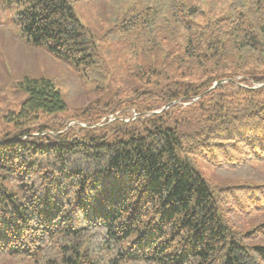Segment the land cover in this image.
<instances>
[{
	"label": "trees",
	"instance_id": "trees-1",
	"mask_svg": "<svg viewBox=\"0 0 264 264\" xmlns=\"http://www.w3.org/2000/svg\"><path fill=\"white\" fill-rule=\"evenodd\" d=\"M8 22L86 98L0 84V258L264 264V0H0Z\"/></svg>",
	"mask_w": 264,
	"mask_h": 264
},
{
	"label": "rangeland",
	"instance_id": "rangeland-1",
	"mask_svg": "<svg viewBox=\"0 0 264 264\" xmlns=\"http://www.w3.org/2000/svg\"><path fill=\"white\" fill-rule=\"evenodd\" d=\"M111 3L106 6L107 15L101 17L99 9L91 3H77L75 10L83 22H85L91 30L98 36L102 35L111 25V14L109 7ZM10 31V32H9ZM106 48V46H103ZM114 57V53H109ZM119 58L115 59L116 63L121 66L123 60L121 54L118 53ZM81 72L71 64L62 60L54 59L46 52H43L38 47L29 45L24 38L18 35L16 27L8 22L7 27H0V84L8 86L6 93L9 94L11 100H16L17 95H12V84L19 81L24 76L30 78L45 77L50 79L54 85L60 90L64 101L73 107L80 103L86 96L77 94V87L81 80ZM121 84L126 85L125 82ZM117 85V84H116ZM1 86V85H0ZM10 88V89H9ZM84 90H87V85L84 84ZM134 114V113H133ZM103 119V118H102ZM72 123V122H70ZM198 169L205 178L213 183H223L227 179L218 177L209 164L202 160H198ZM249 220L244 221L243 227L246 228ZM0 264H24L14 261H8L0 258Z\"/></svg>",
	"mask_w": 264,
	"mask_h": 264
},
{
	"label": "water",
	"instance_id": "water-1",
	"mask_svg": "<svg viewBox=\"0 0 264 264\" xmlns=\"http://www.w3.org/2000/svg\"><path fill=\"white\" fill-rule=\"evenodd\" d=\"M220 82H221V81H220ZM220 82H215L214 85H216L217 83H220ZM214 85H213V86H214ZM213 86H212V87H213Z\"/></svg>",
	"mask_w": 264,
	"mask_h": 264
}]
</instances>
